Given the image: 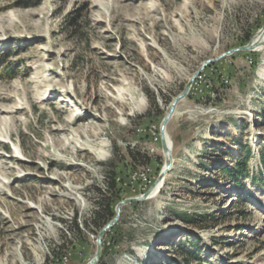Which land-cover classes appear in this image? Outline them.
<instances>
[{
  "label": "rangeland",
  "instance_id": "obj_1",
  "mask_svg": "<svg viewBox=\"0 0 264 264\" xmlns=\"http://www.w3.org/2000/svg\"><path fill=\"white\" fill-rule=\"evenodd\" d=\"M263 26L264 0H0V264H87L104 196L157 180L170 103ZM166 134L163 186L121 207L98 264H264V45L208 64Z\"/></svg>",
  "mask_w": 264,
  "mask_h": 264
},
{
  "label": "water",
  "instance_id": "obj_2",
  "mask_svg": "<svg viewBox=\"0 0 264 264\" xmlns=\"http://www.w3.org/2000/svg\"><path fill=\"white\" fill-rule=\"evenodd\" d=\"M252 41V40H251ZM249 42L247 45L243 46V47H239L236 49H232L224 54H222L221 56L217 57L214 60H208L206 62H204L201 66V68L192 75V77L188 80L187 84L185 85L183 91L175 98L173 99V101L170 103L168 111L166 113V115L164 116V118L162 119L160 125H159V136H160V146H161V151L164 157V165L163 168L161 170V172L158 175L157 180L155 181L154 184H158L160 183L164 176L167 174V172L170 170L171 166H172V160H166L165 159V155L170 153V150L168 148V144L166 142V126L168 121L171 119V117L173 116L174 110L176 105L178 104V102H180L181 100H183L189 93L191 86L194 82V80L197 78V76L200 74V72L210 63H214L218 60H221L225 57L231 56L235 53L238 52H251L254 51L255 49H257L258 47H261L262 45H264V43H260V42H256V43H252ZM153 186L150 187V189L145 192L144 194L138 196V197H133V198H129V199H125L123 201H121L115 209V217L109 222L107 223V225L98 233L97 238H96V251L93 255V257L90 259V261L87 264H98L99 260H100V256H101V244H102V238L103 235L110 231L118 222L119 220V216H120V210L121 207L127 204H132V203H136V202H140V201H144L149 197V194L151 193Z\"/></svg>",
  "mask_w": 264,
  "mask_h": 264
},
{
  "label": "trees",
  "instance_id": "obj_3",
  "mask_svg": "<svg viewBox=\"0 0 264 264\" xmlns=\"http://www.w3.org/2000/svg\"><path fill=\"white\" fill-rule=\"evenodd\" d=\"M69 22V26L71 28H76L78 27V21L76 19H70ZM11 75H7L6 77L9 78ZM150 99L152 101V103L155 105V96L153 94H150ZM128 156L130 158L135 159V153L128 149ZM142 158H145V161H148V158L145 156H142ZM222 172H225V174L228 176V179L230 180L231 183L237 184V179L246 174L245 170L243 168L242 162L238 163V165H236L235 167L231 168V169H224ZM107 191L108 193L113 194V192L115 191V177L114 175H110V178L108 179V183H107ZM104 201L106 202V208L108 209L107 215L103 217L101 223H99V225L97 226L98 230L95 232V236L98 235V233L107 225V223H109L114 217H115V211H110V203L108 201H111L110 196L106 197L104 196ZM98 211H94L93 213V219H96V217L98 216ZM98 218V217H97ZM74 229L76 231H79V227L77 224V218L74 219Z\"/></svg>",
  "mask_w": 264,
  "mask_h": 264
},
{
  "label": "bare ground",
  "instance_id": "obj_4",
  "mask_svg": "<svg viewBox=\"0 0 264 264\" xmlns=\"http://www.w3.org/2000/svg\"><path fill=\"white\" fill-rule=\"evenodd\" d=\"M252 43H256V42H260V43H264V26L262 27V29L260 31H258L256 33V35L253 37ZM261 48V47H260ZM259 47L257 49H260ZM256 50V49H255ZM130 101H133V96L131 95L130 98H129ZM147 109V106L145 105V103H141L140 105L138 106H133L131 108V112L130 113H144ZM167 136V134H166ZM166 142L168 144V148L170 150V153L167 155H165V159L168 161V160H172V144L170 142V139L169 137L167 136L166 138ZM159 143H160V137H159ZM100 150L98 152H96V157L101 160V161H105L109 158V152L106 150L105 148V145H101ZM167 176L163 178V180L158 183V184H154L153 185V188L151 190V193L149 194V197L146 199V200H150L152 199L153 197H156L157 196V193L159 191V189L163 186L165 180H166ZM42 255V254H41ZM41 256H36L35 258V262H39V259H40Z\"/></svg>",
  "mask_w": 264,
  "mask_h": 264
}]
</instances>
